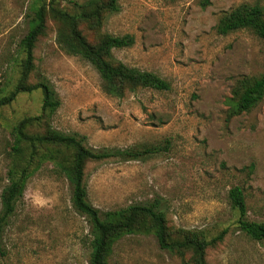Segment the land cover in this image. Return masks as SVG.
<instances>
[{
  "label": "rangeland",
  "instance_id": "rangeland-1",
  "mask_svg": "<svg viewBox=\"0 0 264 264\" xmlns=\"http://www.w3.org/2000/svg\"><path fill=\"white\" fill-rule=\"evenodd\" d=\"M49 1L0 0V97L21 76L24 54L18 42L28 30L26 13ZM118 2L119 12H103L98 26L80 20V30L92 44L106 34L133 35L131 47L112 50V62L152 71L169 88H127L123 97L107 95L93 66L60 48V24L46 6V29L35 43L27 83L47 79L61 104L52 115L43 114V94L36 89L0 106V195L8 170L20 173L28 165L3 234L6 254L0 264H88L91 226L72 205L71 185L54 157L58 148L27 143L13 157L14 126L37 116L25 129L30 135L50 127L84 137V144L96 150L133 148L140 154L86 161L87 199L102 213L155 204L164 211L173 240L191 231L207 240L223 233L206 249L208 264H264V240H253L239 228V213L228 198L239 186L247 219L264 223V96L250 110L237 112L234 93L244 77L264 74V38L250 29L216 30L224 13L241 4L264 8V0ZM54 6L75 12L65 0ZM62 152L68 165L73 151ZM107 264L191 263L190 253L182 258L161 249L144 221L113 240Z\"/></svg>",
  "mask_w": 264,
  "mask_h": 264
},
{
  "label": "trees",
  "instance_id": "trees-1",
  "mask_svg": "<svg viewBox=\"0 0 264 264\" xmlns=\"http://www.w3.org/2000/svg\"><path fill=\"white\" fill-rule=\"evenodd\" d=\"M56 0H50L47 5L32 6L26 13L28 30L18 42V49L24 54L21 62V76L14 89L5 96L0 97V106L7 105L15 99L20 92H32L40 89L42 98V111L45 115H52L60 106L61 101L47 79H40L35 84H28L27 79L34 66L33 49L38 37L46 29L47 7L55 20L60 24L56 32V42L66 53L77 55L89 62L101 79V88L107 95L123 97L127 88H152L167 90L168 82L152 71L140 70L128 66L123 62H112L110 59L113 49L131 47L134 36L127 33L123 35L106 34L98 44L90 43L78 26L80 20L93 21L91 24H101L103 12L110 14L119 12L118 0H65L75 9L68 13L54 6ZM239 29H250L257 36L264 38V8L258 4H241L229 12L224 13L216 30L220 34H228ZM236 111L246 112L258 104L264 96V74L258 77H244L235 89ZM40 116L24 118L14 126L12 135L13 157H19L25 144L30 147L36 145H50L58 148L55 158L58 159L60 171L67 177L71 185V201L74 209L84 215L91 226L90 253L88 264H107V256L114 239L125 233L136 231L139 223L149 221L151 229L161 249L171 254L184 257L190 253L191 264H208L206 249L220 241L223 233L211 240H207L198 232H188L179 240L169 237L165 213L155 204H132L126 208L114 211L101 212L87 199L84 182V166L88 160H102L110 157L123 159H136L139 153L133 148L96 150L84 144V137L77 134H65L53 128L45 133L30 135L25 129L29 123L38 121ZM73 151L72 160L67 165L62 149ZM32 156H29V160ZM28 165L20 173L15 169L8 170V183L0 195V257L5 256L6 250L2 239L6 226L14 214L15 201L20 194L23 177L26 175ZM231 206L239 213L238 224L251 239L264 240V223L252 222L247 219V205L244 194L239 186L232 187L228 192ZM189 263V262H187Z\"/></svg>",
  "mask_w": 264,
  "mask_h": 264
}]
</instances>
